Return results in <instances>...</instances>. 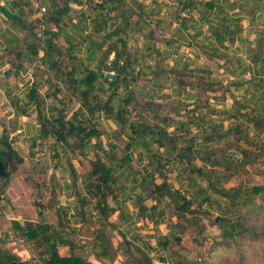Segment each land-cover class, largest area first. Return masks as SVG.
Instances as JSON below:
<instances>
[{"label": "trees", "instance_id": "trees-1", "mask_svg": "<svg viewBox=\"0 0 264 264\" xmlns=\"http://www.w3.org/2000/svg\"><path fill=\"white\" fill-rule=\"evenodd\" d=\"M255 1L254 8L264 7V0ZM70 10L68 0H54L44 28H40L42 37L37 36L39 28L25 26L26 34L33 42H25L24 48L35 56L43 52L44 68L37 69L36 75H43L45 68L55 76L58 73V79L69 83L65 90L67 100L81 102L92 119L68 116L65 105L58 108L56 116H43L39 98L33 94L38 101L39 138L54 137L77 159L84 155L86 142L94 138L96 156L93 160L83 158L82 162L85 167L82 174L84 195H78V205L73 212L74 221L80 227L64 230L59 216L57 226L47 219L27 221L21 226L13 221L14 227L21 229L27 239L40 247L39 257L33 264H91L87 255L101 264H113L118 255L122 257L120 264H154L147 246L139 243L137 235L129 233V236L116 228L110 219L116 212L130 225L138 220H147L154 226L166 223L169 231L159 235L157 244L167 250L174 264H215L213 259L216 257L224 258L230 264H264V184L251 178L254 173L264 179V138L260 137L264 133V75L259 80H252L254 94L234 101L228 114H219L211 103L212 96L224 98L223 84L205 80L190 82L191 87H197L198 97L193 107L181 114V104L156 102L130 87L138 74H134L131 68L125 40L118 39L121 47L118 48L116 42L109 43L100 58L98 72L88 71L75 79V69H67V60L55 42ZM52 25L58 30L52 31ZM95 26L100 30V21ZM122 26V29L126 27L125 21ZM115 34L113 29L104 35L103 42ZM111 52L115 54L114 59L106 65ZM56 54L59 58L55 60ZM246 56L264 73V27L259 29L253 47L246 50ZM119 58L124 60L122 64L118 62ZM111 71H114L113 77H108L107 73ZM168 71L174 73L176 69ZM164 72L165 69L156 65L150 74L158 76ZM175 76L180 77L178 73ZM177 82L184 87V81L177 79ZM167 110H173L175 114L168 115ZM98 111L112 118L118 125V134L126 136L127 144L120 150L117 151L113 143L104 149L101 132L93 119ZM225 121H229L227 126ZM189 124H194L195 131L189 129ZM169 127L173 130L169 131ZM136 144L140 145L142 152L132 157L130 147ZM0 161L6 172L0 177V200L4 198L5 190L7 194L12 193L13 202L23 199L31 214L42 216L41 212L48 206L46 201L38 212L34 211V206H38V200L46 199L45 167L21 157L10 145L6 130L0 138ZM117 164L134 179L130 189L137 208L134 221L118 203ZM177 164L180 165L177 177L180 187H184L182 179L190 183L185 191L176 188L169 180V173ZM71 168L74 171L72 165ZM231 177H237L238 183L227 187L226 182ZM13 186L17 192L12 190ZM217 198L224 201L220 203ZM51 200L57 203L54 197ZM147 201L151 203L147 205ZM213 204L221 213L211 220V224L220 230L219 238L213 236L212 239L213 255L197 261L186 255L172 254V245L180 243L187 228L196 229L198 234H211V229L202 222ZM59 208L57 206V212ZM16 211L20 212V209ZM166 213H169L168 217ZM112 229L121 238L117 245L113 243ZM83 235L86 241L79 243L78 238ZM62 246L66 247V253H60ZM166 258L164 255L159 260L165 262ZM15 260H18L17 264H32L20 261L17 255L0 247V264Z\"/></svg>", "mask_w": 264, "mask_h": 264}, {"label": "crops", "instance_id": "crops-1", "mask_svg": "<svg viewBox=\"0 0 264 264\" xmlns=\"http://www.w3.org/2000/svg\"><path fill=\"white\" fill-rule=\"evenodd\" d=\"M255 2L68 0L71 10L55 42L67 60V69L74 68L73 77L78 79L88 71L98 72L100 58L109 43L116 42V46L120 48L122 44L118 39H124L131 68L134 74H138L130 84L135 92L152 97L156 102L164 101L171 105L179 103L180 113L183 114L193 107L198 97L197 87H191L188 83L196 80L214 81L225 86V96L223 99L212 96V106L219 114H228L231 113L233 102L238 101H232L231 94L234 99V94L239 91V98L249 97L254 94L252 80H259L264 75L259 65L246 56V50L253 47L259 29L264 27V7L254 8ZM53 3L54 0H0V138L6 130L10 145L21 157L43 166L49 163L43 161L44 157H39L38 153L33 157L34 153L30 148L48 149L59 143L54 137L47 140L39 138L41 126L38 101L34 95L39 98L43 116L54 117L58 108L65 105L68 116L92 119V115L81 102L71 103L67 100L65 90L69 83L65 84L58 79V73L55 76L45 68L43 75H36L37 69L44 68L43 52L40 51L35 56L24 48L25 42H33L26 34V27L39 28L37 36L42 37L41 29L44 28L47 13ZM42 7H45V11L41 10ZM97 21H100V30L95 26ZM122 21L126 23L124 29ZM113 29L116 34L103 42L104 35L111 33ZM51 30L57 31L58 28L52 25ZM60 38L64 42L61 43ZM114 56V52H111L105 64L110 65ZM58 58L59 55L56 54L54 59ZM123 61L122 58L118 59L120 64ZM156 65L165 69V72L158 76L155 73L150 74L151 68ZM169 69H176L174 73H178L180 77L177 78ZM234 71H238L236 80L231 75L222 80L214 77ZM110 73L113 74L114 71ZM177 79L185 82L184 87L179 86ZM56 88L59 89L55 90ZM120 94L123 92L120 91ZM167 114L174 115L175 111L167 110ZM93 119L97 126L99 120L109 124L108 133H113L114 138H126L125 135L118 134V125L112 118L105 116L103 111L96 112ZM228 124L229 121H225V125ZM97 128L100 130L99 126ZM189 129L195 131L194 124H189ZM17 130L21 132L18 133ZM168 130L172 131L173 127ZM100 132L101 139H106L104 143H112L107 138V131V137L104 132ZM90 146L95 147L94 138L86 142L83 149L85 155V148ZM130 150L132 157L142 152L138 144L131 146ZM64 158L66 160L63 161L70 160L67 156ZM179 167V164L172 167L175 177H179ZM60 168L61 174L66 176L67 171L62 164ZM54 171L58 174L56 169ZM129 178L131 177L126 172L123 183L126 184ZM132 185L129 188L120 185L118 200L124 213L130 218L134 217L136 211L130 194ZM63 189L56 191L58 194L63 193ZM66 206L70 209L76 208L74 202H69ZM13 218L18 220L17 217ZM92 262L101 264L93 256Z\"/></svg>", "mask_w": 264, "mask_h": 264}, {"label": "rangeland", "instance_id": "rangeland-1", "mask_svg": "<svg viewBox=\"0 0 264 264\" xmlns=\"http://www.w3.org/2000/svg\"><path fill=\"white\" fill-rule=\"evenodd\" d=\"M59 41L62 43L64 42V39L60 38ZM237 73L238 71H234V73L232 72L224 73V74H220L214 77L222 80V79H228V77L231 75L232 77H235V80H236L238 79L236 77ZM248 92H250V90ZM239 93L240 91L234 94L235 99L232 97L233 95L231 94V100L232 101L236 99L238 101L241 100V98L238 97ZM249 95L247 94V96ZM98 126L100 127V130L104 132L106 136V131L108 133V128L110 129L109 124L106 125L104 124L103 121L99 120ZM260 137L264 138V133ZM107 138L111 140V142L116 146L117 151L123 148L125 145V141H126L125 137L114 138L113 133H110V135L108 133ZM104 140L106 139L102 138L103 147L104 149H107L109 144L104 143ZM86 148H85V151L87 150V154L81 155L79 159L74 157L71 152L70 153L67 152L68 148H65L64 145L60 143L57 146L54 145V147L52 148L49 147L48 149H39L38 147L30 148V151L34 153L32 154L33 157L37 155L38 153L39 157H44L43 161H46L50 164V165L47 164V166H44L45 167L44 170L46 172V176H45L46 183L45 184L47 187V191L45 194L46 199L38 200V206L37 207L34 206V211L38 212V208L39 209L42 208L41 205L43 201H46L48 206H47V209L41 212L42 216H39V214H35V213L31 214V211L25 208V204H23V199H19L18 203H15L11 200L12 193L11 195L10 193L7 194L5 193V190H4L3 191L4 198L0 200V247H3L8 252L17 255L20 261H28L33 264L36 262V259L39 257L40 247L37 245L35 241L27 239V237L24 235L21 229L14 227L13 221H16L21 226L27 221L35 222L40 219H47V221L57 226L58 218L60 217L61 224L65 226V227L64 226L62 227L64 230L70 231L72 228L80 227V224H77L74 221V214H73L74 208L70 209L66 205L69 202H74L77 206L78 205V201H77L78 195L79 196L84 195L82 174L85 172V167L82 162H84L85 159L83 158H87V160L88 159L93 160L96 156V146L94 148L91 146L86 147ZM66 156L70 158L69 161H63V160H66L64 158ZM80 159H83V160H80ZM53 160L57 164L53 163ZM51 163H53V165H51ZM61 164L64 166V168L67 171L66 176L61 174V170H60ZM71 165L73 166L74 171H72ZM55 169L58 171V174L55 173L54 171ZM115 169H116V174L119 177V184L125 185L126 187L129 188L133 184L134 179L131 177L129 178L126 184L123 183L124 182L123 178H124V174L126 173V171L122 170L123 167L121 165H118V167L115 166ZM248 170L251 171L250 168H248ZM251 178L256 183L264 184V179L261 176H258L252 173ZM169 180L173 182L174 186L176 188L178 187L181 191H185L186 188L190 186V183L187 180L182 179L185 188L180 187L177 181L178 179L177 177H175L174 171H171L169 173ZM237 183H238V178L231 177L228 180V182H226V186L231 187ZM59 188L60 189L64 188L63 193H59V194L57 193L56 190ZM12 190L17 192L14 186L12 187ZM189 190L192 191L191 188H189ZM52 197H54V200L56 199L57 203H54V201L51 200ZM217 199L220 203L224 201L223 199L221 200V198H217ZM150 203L151 201L146 202L147 205ZM57 206L60 207L58 212H57ZM11 209L13 211H11ZM18 209H20V212L16 211ZM136 211H137V208H136ZM136 211L134 212L135 214H134V217L131 218V221H134L136 217ZM168 214L169 213H166L167 217H168ZM220 214L221 213L220 211H218L216 205L213 204L212 207L210 208L209 215L205 216L202 222L203 225L211 229V234L202 235L200 233L198 234L196 232V229L194 228H191V227L187 228L181 235L180 243L178 244L176 243L175 245H172L171 247L172 254L174 253H177V255L180 254L179 257H181V254L186 255L188 258L195 259L197 261L205 257H209L210 255H213L214 250H211V247L213 244L212 239H213V236L219 238V236L217 235L220 230L218 229V227L213 226L211 224V220L213 219V217L215 216L218 217ZM13 217H17L18 220H14ZM110 219L117 225L116 228L118 230L125 232L129 236L131 235L129 233L137 235V237L140 239L139 243L142 244L143 246L144 245L147 246V250L149 251V254L152 258V262L154 264H174L173 261L170 260L167 250H165V248L163 249L159 244H157L159 235L165 234L169 231V228L166 225V223H162L159 226H154L149 221L146 222V220H138L134 224L130 225L123 218H120L119 216H117V212L111 214ZM172 221H175V217H172ZM92 227H96V226L92 225ZM82 231L86 233L85 229H83ZM110 231L114 235L113 243L114 245H117L121 238L115 232L114 229ZM78 239H79V243H83L86 241L84 235ZM89 250L90 249H87V251ZM59 251L60 253L63 254V253H66L65 251H67V249L66 247L62 246L60 247ZM164 255L167 258L165 262H161V260L159 259L163 258ZM87 259L88 261L91 262V264H95L94 262H92V256L87 255ZM121 261H122V257L121 255H118L116 260L113 262V264H120ZM213 261L215 264H230L229 262L225 261L224 258H221V257H216L213 259ZM15 262L18 263V260H15Z\"/></svg>", "mask_w": 264, "mask_h": 264}, {"label": "water", "instance_id": "water-1", "mask_svg": "<svg viewBox=\"0 0 264 264\" xmlns=\"http://www.w3.org/2000/svg\"><path fill=\"white\" fill-rule=\"evenodd\" d=\"M107 76H108V77H113V74H112V73H107ZM5 174H6V172H5V170H4L3 164H2V162L0 161V177L5 176ZM9 264H17V262L12 261V262L9 263Z\"/></svg>", "mask_w": 264, "mask_h": 264}, {"label": "built area", "instance_id": "built-area-1", "mask_svg": "<svg viewBox=\"0 0 264 264\" xmlns=\"http://www.w3.org/2000/svg\"><path fill=\"white\" fill-rule=\"evenodd\" d=\"M41 10H42V11H45V7H42ZM17 131H18V133L21 132V130H17ZM157 249H158V248H157ZM158 250H159V249H158ZM161 254H162V253H161Z\"/></svg>", "mask_w": 264, "mask_h": 264}]
</instances>
